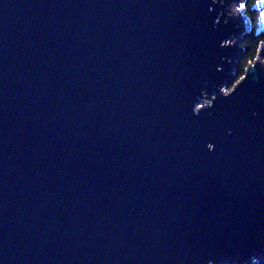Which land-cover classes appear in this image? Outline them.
Masks as SVG:
<instances>
[{"label": "water", "instance_id": "95a60500", "mask_svg": "<svg viewBox=\"0 0 264 264\" xmlns=\"http://www.w3.org/2000/svg\"><path fill=\"white\" fill-rule=\"evenodd\" d=\"M244 1L0 0V264L264 263Z\"/></svg>", "mask_w": 264, "mask_h": 264}, {"label": "trees", "instance_id": "16d2710c", "mask_svg": "<svg viewBox=\"0 0 264 264\" xmlns=\"http://www.w3.org/2000/svg\"><path fill=\"white\" fill-rule=\"evenodd\" d=\"M263 8L260 0H246L245 17L250 22V29L242 36V55L236 62L235 81L229 90L233 89L245 77L248 67L255 63L264 47V17L261 14L264 11ZM253 264L264 263L256 261Z\"/></svg>", "mask_w": 264, "mask_h": 264}, {"label": "rangeland", "instance_id": "374dc122", "mask_svg": "<svg viewBox=\"0 0 264 264\" xmlns=\"http://www.w3.org/2000/svg\"><path fill=\"white\" fill-rule=\"evenodd\" d=\"M239 7H241L242 9H243V15L245 16V11H246V0L242 3V4H240L239 5ZM264 9V8H263ZM261 14H262V16L264 17V11H262L261 12ZM247 19V18H246ZM248 20V19H247ZM249 27H250V22H248V24H247ZM245 27V24H242V26H241V28H244ZM236 42H237V40H236ZM232 79H231V82L228 84H226L225 86H224V89H223V91L224 92H226V91H228L229 90V87H231L233 84H234V81H235V75H234V72L232 73ZM237 85V84H236ZM208 103H210V100H208L207 101ZM200 107V106H199Z\"/></svg>", "mask_w": 264, "mask_h": 264}, {"label": "bare ground", "instance_id": "6f19581e", "mask_svg": "<svg viewBox=\"0 0 264 264\" xmlns=\"http://www.w3.org/2000/svg\"><path fill=\"white\" fill-rule=\"evenodd\" d=\"M239 11H241V15H243V9L241 8V7H237L236 9H235V12H239ZM240 19H243V17H240ZM242 26V25H241Z\"/></svg>", "mask_w": 264, "mask_h": 264}]
</instances>
